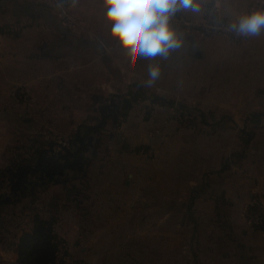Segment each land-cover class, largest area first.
Masks as SVG:
<instances>
[{
  "label": "crops",
  "instance_id": "1",
  "mask_svg": "<svg viewBox=\"0 0 264 264\" xmlns=\"http://www.w3.org/2000/svg\"><path fill=\"white\" fill-rule=\"evenodd\" d=\"M251 1L220 0L219 4L225 17L238 18L246 13ZM206 2L202 0L200 13L183 11L177 14L174 23L182 30L179 49L171 52L166 60L157 57L147 60L145 64L142 62L132 66V70L147 73L149 64L159 63L161 73H171L167 69L170 63L176 64L177 68L181 66L177 71L181 70L187 76L193 74L195 84H250L244 87L241 97L222 99L216 104L224 106L225 111H228V107L236 110L238 101L244 105L245 111H251L258 102L260 111L264 112V97L257 101L256 86L251 85L262 84L260 91L264 96V32L259 37H245L238 42L225 34L209 35L200 29L187 34L188 28L184 26L187 24H178L177 20L193 22L202 19ZM69 10L71 22L67 21L70 19H63L61 10L53 0H0V166L8 162L7 149L13 130L22 128V121H34L32 116H26L24 120L19 116V106L12 95L14 85H28L37 111L50 102L53 77L62 74L69 78L73 73L75 65L70 63L71 56L61 53L65 43L71 42L73 45L77 39L84 40L86 36L88 40L103 42L104 48H100L98 53L102 57L107 56L108 46L113 48L116 56L125 52L111 37L104 0H70ZM72 28L75 30L72 31ZM106 66L101 65L100 71ZM84 67L92 81L93 67L88 63ZM252 94L254 100L251 101ZM36 111L31 113L38 116ZM224 133L223 138L227 143L220 147L218 144L214 146L211 141L204 147L198 137L194 144L183 140L181 153L185 154L186 160L176 170L172 162H165L161 170L162 182L157 181L160 177L158 168L150 172L149 166L152 164H142L140 154L133 149L124 150L119 155L120 160L93 161L87 173L88 188L84 190L82 202L76 200L66 205L64 201L61 203L58 193L57 202L44 211L39 209V203L34 206L33 216L40 213L46 219H55L56 233L70 241L75 253L79 247L82 250L90 247L89 242L93 240L90 235L93 232L90 227L92 218L106 221L112 225L106 231L114 232L115 218L126 216L122 214L126 213V209L131 217H151L147 221L148 232L152 227L154 233L156 200L160 196L164 202H168L162 214L171 217L173 184L179 182L184 199L191 198L193 194L196 196L193 211L200 226L195 227V241L181 239L174 251L171 241L165 242L164 264H185L190 257L198 264H264V229L255 228L246 216L254 196L260 198L264 208V128L257 134L260 144L256 146L251 143L248 148L245 145L235 148V130ZM211 138H218V133ZM225 153H239V157L236 162L224 167ZM242 154L245 155L242 157ZM169 159L171 161V157ZM59 186L62 187L61 184ZM50 189L59 190V187L53 184ZM194 189L198 191L192 193ZM145 209L147 214H144ZM185 213L184 223L188 224L190 216L188 212ZM33 225L32 221L25 230H31ZM94 230L98 233L105 229ZM13 244L1 247L3 256L0 254V264H21L16 251L17 241ZM154 250L153 243L149 248V254L153 256L151 264L155 262Z\"/></svg>",
  "mask_w": 264,
  "mask_h": 264
},
{
  "label": "rangeland",
  "instance_id": "2",
  "mask_svg": "<svg viewBox=\"0 0 264 264\" xmlns=\"http://www.w3.org/2000/svg\"><path fill=\"white\" fill-rule=\"evenodd\" d=\"M64 2L68 7L70 6V0H64ZM208 2L209 0L206 2V9ZM71 19L72 16L67 21L71 22ZM200 20L193 22L177 20V22L187 24L184 26L188 28L186 29L188 34L195 29L198 30L196 22ZM73 28L72 31L75 30ZM179 28L180 26L177 27ZM88 32L95 34L93 31ZM179 32L182 30L179 29ZM77 36L84 35L77 34ZM86 38L89 37L85 36L84 40L77 39L73 45L67 42L61 47V53L71 56L70 63L75 66L69 78L63 77L62 74L53 77V88L50 90L52 96L49 97L50 102L45 108H38L36 111V101L28 85H14L12 95L19 106L17 110L19 116L23 120L26 116H32L34 121H22V128L17 127V130H13L10 147L7 149L8 160L20 154H23V157H30L34 149L39 146H53L57 152L63 146H70L71 138L81 125H96L100 122L101 104L109 103L114 96L121 106L118 122L109 119L107 125L97 132L88 133L84 126L81 128L90 142L89 151L86 154L90 160L87 173L91 162L120 160L119 155L124 150L133 149L140 154L142 164L147 166L149 163L152 164L149 166L150 172L158 168L157 173L160 177L157 181L162 182L164 178L161 170L165 162H172L175 170L185 162L186 156L181 153L183 140H188V144H194L195 138L198 137L197 139L203 141L204 147L209 141L213 142L214 146L218 144L220 147L227 143V140L223 138L224 132L235 130L237 134L235 148L244 145L248 148L251 143L256 146L260 144L257 134L264 128V112L260 111L258 102L251 111H245L244 105L239 104L238 101L236 110H230L228 107V111H225L224 106L219 107L216 104L222 99L241 97L244 87L250 84H195L193 74L190 73L189 75L192 76H187L181 70L177 71L181 66L177 68L175 63V66L169 63L167 69H170L171 73H161L154 86L145 87L141 82L147 81L148 72H134L125 52L116 56L113 48L108 46L107 56L102 57L98 53L100 48H104L103 42ZM142 62L145 64L147 60H142L140 63ZM85 63L93 67L92 81L87 76L89 73L85 70ZM103 64L107 66L100 71V66ZM251 85L256 86L255 99L259 101L261 97H264L263 92L260 91L263 86L262 84ZM253 95L251 101L254 100ZM30 109L32 112L35 110L38 116H34ZM217 133L218 138L212 140V135ZM238 157L239 153H225L224 166L227 167L236 162ZM65 173L56 181L27 194L20 200L0 205L1 256H3L1 247L14 245L16 241L18 253L20 238L25 231H28L25 228L30 226L32 221L34 224V206L38 203L39 209L44 211L45 208L57 202L58 193L61 203L64 201L66 205L76 200L82 202L84 190L88 188L86 178L88 175L76 171ZM65 178H68V182H65ZM53 184L59 187V190L61 188L63 190L65 186V190L52 191L50 187ZM196 189L192 193L197 192ZM172 196L171 217H164L162 214L168 202H164L160 196L156 200L154 233H152V227L148 232L147 221L151 217L148 218L147 215L131 217L130 211L126 209V213H122L126 216L119 215L115 218L114 232L106 231L112 228V225L107 224L106 221L101 218L97 220L92 218L90 227L93 232L90 235L93 240L89 242L90 247L85 250L79 247L73 253L70 241L58 236L57 240L64 239L69 244L67 251L70 256L69 264H151L153 256L149 254V248L153 246V243L155 245L154 264H164L165 242L170 240L174 251L181 239L195 241L197 237L195 227L200 226L198 225L200 222L196 220V213L193 211L196 196L193 194L191 198L184 199L185 197L181 196L179 182L173 184ZM186 207L189 209L185 210ZM185 212H188L190 216L188 224L184 223L187 214ZM144 214H147L146 209ZM94 229L105 230L97 233ZM189 260L191 262L187 261L185 264H198L192 257Z\"/></svg>",
  "mask_w": 264,
  "mask_h": 264
},
{
  "label": "trees",
  "instance_id": "3",
  "mask_svg": "<svg viewBox=\"0 0 264 264\" xmlns=\"http://www.w3.org/2000/svg\"><path fill=\"white\" fill-rule=\"evenodd\" d=\"M115 97V96H114ZM112 97L109 103L101 104V120L96 125H81L71 138L70 146H63L60 151L53 146H39L30 157L23 154L10 158L6 165L0 167V205L13 203L27 194L42 189L47 184L56 181L67 171L87 174L90 160L89 138L81 128L88 133L103 129L109 119L118 122L120 103ZM225 167V166H224ZM68 182V178H65ZM55 219L43 218L36 213L34 226L25 231L18 246L19 262L21 264H53L58 251L57 233L54 227Z\"/></svg>",
  "mask_w": 264,
  "mask_h": 264
},
{
  "label": "clouds",
  "instance_id": "4",
  "mask_svg": "<svg viewBox=\"0 0 264 264\" xmlns=\"http://www.w3.org/2000/svg\"><path fill=\"white\" fill-rule=\"evenodd\" d=\"M104 5L111 37L120 44L132 66L157 57L166 60L182 45L181 33L174 23L177 14L202 10V0H104ZM260 5L235 20L225 18L221 24L234 38L259 37L264 32V0ZM161 70L159 63L149 64L148 79L141 82L142 86H154Z\"/></svg>",
  "mask_w": 264,
  "mask_h": 264
},
{
  "label": "built area",
  "instance_id": "5",
  "mask_svg": "<svg viewBox=\"0 0 264 264\" xmlns=\"http://www.w3.org/2000/svg\"><path fill=\"white\" fill-rule=\"evenodd\" d=\"M54 4L61 10L63 16L66 19H70V10L66 2L60 4V0H53ZM220 0H209L207 9L205 11V14L203 18L196 22V25L198 26V29L203 31L206 34H225L229 38H231L234 41H241L243 38H234V36L228 31L226 26L221 24V21L225 18L228 19V21L235 20L237 18L235 17H225L222 14L221 6L219 4ZM58 4L60 6H58ZM260 0H252L247 8L246 13L253 10L256 7H260ZM246 216L250 223L257 229H264V208L260 202V198L258 196H254L249 203ZM58 243V251L57 256L54 264H69V258L70 256L67 254V251L69 250V244L64 239L57 240Z\"/></svg>",
  "mask_w": 264,
  "mask_h": 264
}]
</instances>
